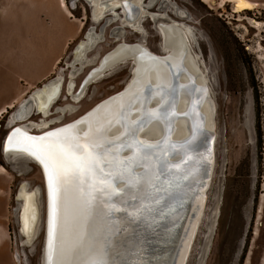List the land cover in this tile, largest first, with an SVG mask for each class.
Segmentation results:
<instances>
[{
	"label": "rangeland",
	"instance_id": "obj_1",
	"mask_svg": "<svg viewBox=\"0 0 264 264\" xmlns=\"http://www.w3.org/2000/svg\"><path fill=\"white\" fill-rule=\"evenodd\" d=\"M75 1L70 0L73 6L67 5L71 17L75 18L74 23L80 28L84 25L82 16H88L87 4L82 0ZM211 1L212 4L201 0H169L167 7L161 6V0H143V16L140 18V14L135 28H131L138 35L129 28L122 34L116 32L117 28H124L129 23L127 20L122 18L113 22L106 28L107 39L95 45L84 58L85 66L66 68V63L73 65L76 62L67 57L60 65L56 79L62 77L64 81L66 77L69 84L73 77V89L77 94L87 72L98 67L103 56L120 42H144L154 53L167 56L168 50L162 42L158 22L152 19L153 14H166L183 29L187 28L190 52L207 78L214 99L217 140L215 170L205 212L186 264H264V60L260 58L264 56V27L258 30L251 26L252 20L264 23V0H252L258 6L244 12H237L233 2ZM75 5L72 12L70 9ZM116 10L106 12V16ZM183 10L188 13L184 14ZM106 16L95 21L93 15L95 24L88 22V28L97 26V31L103 33L105 24L101 22ZM71 17L59 0H0L2 114L16 100H25L34 87L35 90L42 87L39 84L53 74L59 60L66 56L67 39L75 25ZM76 43L71 45L70 51ZM78 67L82 70L74 74V68ZM134 69L132 59L117 64L90 82L80 100L69 95L68 90L63 94L61 91L46 115L39 112L32 118V121L46 120L50 124L36 127L31 132L40 133L80 117L128 86ZM24 87L26 89L20 95ZM1 123L0 152L8 131L4 127L6 123ZM6 158L8 162L0 154V164L6 166L0 165V264H43L46 195L42 172L38 163L24 154ZM24 180L28 190L37 193L39 205L35 235L25 242L17 222V218L21 221L22 201L16 194ZM16 199L19 205L14 211Z\"/></svg>",
	"mask_w": 264,
	"mask_h": 264
},
{
	"label": "bare ground",
	"instance_id": "obj_2",
	"mask_svg": "<svg viewBox=\"0 0 264 264\" xmlns=\"http://www.w3.org/2000/svg\"><path fill=\"white\" fill-rule=\"evenodd\" d=\"M88 1L90 4H94L95 6V9L93 10L95 21H101L106 16V12L123 8V13L127 19L135 24L140 20L144 12V8L142 9L141 6L143 0L130 1L132 6L130 8L131 10H129V6L125 4V0ZM201 1L207 4H212L211 0ZM223 1L225 3L229 1L233 2L237 12L253 10L256 6H258V3L252 0ZM140 14L141 16L138 18ZM152 19L159 24V31L163 39L162 42H164V47L168 50V54H166L167 56L163 57L154 53L143 44L144 42H123L103 56L100 65L91 70V76L85 80L84 85H82V88L77 94H75L73 89L74 83L72 79L73 77H71V81L69 82L67 89L68 94L74 96V99L80 100L90 82L99 78L102 74L106 73L117 64L128 61L129 59L134 61V76L127 88L121 94L102 103L87 117H84L79 122L72 124L71 127L78 129L79 132L83 134L88 130L90 123L97 120L101 116H107L110 118L113 114L119 112L121 108L124 109L123 115L126 120L132 122L138 121L144 115L143 108L145 105L147 109L157 110L158 106L162 103L159 94L153 95L150 102L144 101L143 98H137L135 102H133L132 98L136 95L137 90L142 86V84L145 81L150 82L153 86L167 85L171 83L173 87L177 88V93L175 96L164 97V109H166L168 113L166 119H152L149 121L144 131L140 133V137L141 139L148 140L149 142H159L167 152L173 153V155L169 157V161L171 164H176L178 162H182L184 159V157L180 155L179 145L175 144L172 146L171 141H169V143H164L165 141L163 142L167 126H169V121H173L171 136L175 141L185 140L194 134H196L195 137L198 138L197 140L201 141V119L197 115L196 107L199 106L200 112L204 116L205 127L208 130L213 131L215 128V105L211 96L212 93L208 80L199 67L195 57L190 52L187 36L189 30L187 31V28L183 29L180 23L169 19L166 14H159L157 16L153 14ZM251 22V26L257 28L258 30H261V28L264 27V23L260 21L252 20ZM133 28H135V25ZM98 39L99 38L96 36L94 29L92 28L86 34V40H82L75 49L74 61L79 62L83 59V57H86L87 53L98 43ZM260 48L261 50L263 49L262 46H260ZM260 58L264 60V56L261 55ZM173 73H176V75H173ZM63 82V78L59 77L58 79H54L34 91L32 98L35 100V106L37 107L38 112L44 113L45 115L49 112L61 94ZM156 92L159 93V89H156ZM173 104L175 112H173L172 109ZM49 124V121L43 120L40 123L33 122L31 125L23 124L21 125L22 127H19V129H21L22 134L24 131L30 132L32 127H46ZM123 131L124 129L121 122H116L111 127L109 135L118 136ZM7 146L8 142L5 147ZM181 149L184 150L183 148ZM4 153L6 157L16 154H24L35 160L39 165L41 164L35 157H32L29 152L25 151L20 146H12L8 151L4 150ZM124 155L127 156L129 153L124 152ZM180 168L181 166L177 170V174L183 175ZM137 171H142V169H137ZM165 180H171V177L168 175H162L160 180L155 182V189L148 188V192L151 195L145 203L150 205L152 209L151 213L147 217L141 218L135 222H126L122 226L123 230L113 238L112 246L108 248V259L110 262L115 260L119 261V264H132L133 261H140L142 264H165L166 258L164 253L166 251L167 244L166 232L162 229V225H158V222H162L165 216L166 219L171 221L173 218L177 217V212L169 211L166 212V215L161 214L160 216L157 214V206L159 204H165L164 201L160 203L162 196L169 197L170 200L178 198V195L182 192L184 185V181H182L181 187L176 189L171 185L166 186L164 184ZM171 194H174V196H171ZM132 195H136V193H129V198ZM17 199L22 201V207L19 212L20 222L22 224L21 230L22 233L26 235L27 240H30L35 235L39 220L38 196L36 192L28 190L27 183H23L20 185L17 193ZM176 205L177 202L174 203V206ZM204 206L205 205L202 202L200 192L198 197L192 202L190 213L187 214L186 224L182 229L181 237H179V242L175 250L176 253L173 260H171V264L187 263ZM51 211L52 205L51 200L49 199V217ZM67 232L68 235L66 243L70 245L72 242L71 194L69 214L67 216ZM138 248L140 251H137ZM160 258L162 259V262L158 263ZM54 260L55 257H53V261ZM45 264H50L49 224ZM88 264H91V261H88Z\"/></svg>",
	"mask_w": 264,
	"mask_h": 264
},
{
	"label": "snow or ice",
	"instance_id": "obj_3",
	"mask_svg": "<svg viewBox=\"0 0 264 264\" xmlns=\"http://www.w3.org/2000/svg\"><path fill=\"white\" fill-rule=\"evenodd\" d=\"M176 93L177 88L171 83L153 86L145 81L132 98L133 102L137 98L150 102L153 95L159 94L162 103L157 110L147 109L145 105L141 119L132 122L125 119L121 108L110 118L101 116L90 123L83 134L70 125L41 135L21 134L19 128L12 130L4 150L22 147L43 165L47 175L52 205L50 264H88V261L91 264H119V261H109L108 248L126 222H135L151 213L150 205L145 203L151 195L148 188L155 189V182L162 175L170 176L171 180H165L164 184L176 189L189 178L190 174H177L180 165L169 161L173 153L167 152L159 142L140 138L149 121L166 119L164 97ZM116 122H121L124 131L111 136L110 129ZM201 135L211 137L203 129ZM124 152L129 155L125 156ZM133 192L136 195L129 198L128 194ZM70 194L72 242L69 245L66 238ZM132 264L142 262L133 261Z\"/></svg>",
	"mask_w": 264,
	"mask_h": 264
},
{
	"label": "water",
	"instance_id": "obj_4",
	"mask_svg": "<svg viewBox=\"0 0 264 264\" xmlns=\"http://www.w3.org/2000/svg\"><path fill=\"white\" fill-rule=\"evenodd\" d=\"M125 4L129 6V10L131 6V2H128V0H125ZM92 72V71H91ZM90 72V74H91ZM89 74V76H91ZM89 76L87 78H89ZM132 79V78H131ZM127 86L120 90L119 92L109 96L108 98L100 101L96 105H94L91 109H89L87 112H85L80 117L76 118L75 120L68 122L66 124H62L59 126H56L54 128L45 130L40 133H31V132H25L31 135H41L48 131L59 129L61 127L71 126L74 123L79 122L84 117H87L92 111L96 110L102 103L106 102L110 98L116 97L117 95L121 94ZM212 96V94H211ZM213 98V97H212ZM214 101V99H213ZM35 106V100L32 98V94L29 95L21 104L19 110L17 111L15 115V120L17 121H23L26 120L30 114L33 111V108ZM173 112L174 110V104H173ZM197 109V115L201 119V126H200V133L201 129L206 130L208 133L211 134L210 138H204L202 135V140H197L198 138L195 137L196 134L189 136L185 140L175 141L172 136V130H173V121H169V126H167V131L164 137L163 142L169 143L171 141V145H179V152L180 155L184 157L182 162H178L176 164H179L181 166V173L183 175H189V178L187 180H184L183 190L178 195V198L174 200H170L169 197L162 196L160 203L162 201L165 202V204H159L157 206V214L161 216L166 215V212H177V217L173 218L171 221L166 219V216L163 218L162 222H158V225H162V229L166 232V251L164 253L165 255V264H171V260H173V257L176 253L177 244L179 242V237H181L182 229L186 224L187 214L190 213L192 202L198 197L199 193L201 192L202 202L204 205L207 204L208 200V191L210 190L211 181L213 178V172L215 170V160H216V140H217V133L214 128V130H208L205 127V119L203 114L200 112L199 106L196 107ZM174 116V115H172ZM196 118V117H195ZM22 127L21 125L16 127L19 128ZM197 128V127H196ZM195 128V133H196ZM15 129V128H14ZM12 133V131H11ZM194 133V132H193ZM11 135V134H10ZM141 138V137H140ZM205 140V141H204ZM7 141V140H6ZM200 141V143H199ZM8 142V141H7ZM5 142V146H6ZM203 145V146H202ZM200 146V147H198ZM183 148L184 150H182ZM170 153V152H169ZM41 165V164H40ZM41 168L43 170L44 174V191L46 195V218H45V224H46V235H45V245H44V261L43 264H45V253H46V246H47V239H48V224H49V191H48V181H47V175L44 171V168L41 165ZM42 193V190H41ZM171 196H174V194ZM41 195L40 199L41 200ZM177 202V205L174 206V203ZM42 201H41V209H42ZM205 206L203 207L202 214L200 216V220L198 222L197 231H199V227L204 215ZM165 211V213H164ZM42 220V219H41ZM198 233V232H196ZM196 234L194 237V240L192 242V246L196 240ZM192 250V248H191ZM164 251V249H163ZM190 256V255H189ZM162 262V259L158 261V263Z\"/></svg>",
	"mask_w": 264,
	"mask_h": 264
},
{
	"label": "flooded vegetation",
	"instance_id": "obj_5",
	"mask_svg": "<svg viewBox=\"0 0 264 264\" xmlns=\"http://www.w3.org/2000/svg\"><path fill=\"white\" fill-rule=\"evenodd\" d=\"M77 1H79V0H77ZM77 1H75V2H77ZM81 1V0H80ZM82 1H84L87 5V8H86V10H87V15L88 16H82V19H84V25L82 26V27H80L79 28V24L77 23H74V19L75 18H73V17H71L72 18V22L75 24L74 25V27H73V31H72V33L68 36V39H67V44H68V52H67V54H66V56L64 57V58H62L61 60H59V62H58V64H57V67H56V69H55V71L53 72V74L49 77V78H47L46 80H45V82L44 83H48L50 80H52V79H56L57 77H56V75H57V73H58V71H59V68H60V65L64 62V59H66L67 57L68 58H70V60L72 61L73 60V58H74V51H75V49L77 48V46L79 45V43L82 41V40H86V34L93 28L94 29V33L96 34V36L99 38L98 40H100L97 44H96V46L100 43V42H103V41H105L107 38H106V28L107 27H109L110 25H112V23L113 22H117V21H119V19L121 20L122 18V20H127L129 23H127L125 26H124V28H121V27H119V28H117L118 30L116 31V32H118L119 34H122L123 33V30L125 29V28H129L130 29V31L133 33V34H136L135 33V31H133L131 28L135 25L134 24V22H131V21H129L128 19H127V17L125 16V14L123 13V8H121V9H117L116 11H115V13H109L107 16H106V18L104 19V21H102L101 23H104L105 24V26H104V32L103 33H99L98 31H97V26L96 27H90V28H88V22H90V21H92L93 22V24H95L94 23V20H93V15H92V12H91V9H95V6H94V4H90L87 0H82ZM131 0H128V2H130ZM62 1H60V3H61ZM168 2H169V0H161V6L162 5H165V6H167L168 7ZM67 3H69L70 4V0H67ZM62 5V4H61ZM160 5V4H159ZM158 5V6H159ZM70 6H73V5H71L70 4ZM160 6V7H161ZM62 7H63V9H64V11H66V9L64 8V6L62 5ZM156 8V7H155ZM155 8H153V9H155ZM74 9H76V5H75V7H73V8H71L70 10L73 12V10ZM160 9V8H159ZM175 10H179V9H175ZM118 11V12H117ZM184 11V10H183ZM159 13H163V12H158L157 14H159ZM188 12L187 11H184V14H187ZM74 14V13H73ZM119 15L121 16L120 18H119ZM92 17V18H91ZM88 18V19H87ZM78 19V18H77ZM80 20V19H79ZM111 22V23H110ZM151 22H153V23H155L153 20L151 21ZM195 22V21H194ZM101 23H99V24H101ZM132 23V24H131ZM196 23V22H195ZM156 26H157V24H155ZM80 35H82V39H79V36ZM136 35H138V34H136ZM114 38H116V39H119L118 38V36H113ZM75 42H77L76 43V45L74 46V48H73V50L72 51H70L69 49H70V47H71V45H73ZM121 43V42H120ZM95 46V47H96ZM94 47V48H95ZM93 48V49H94ZM91 51V50H90ZM89 51V52H90ZM70 52V53H69ZM88 52V53H89ZM87 53V54H88ZM84 58L85 57H83V59L81 60V61H79V62H75L73 65L71 64V62H68V63H66V65H67V67L66 68H72L74 65H82V66H80V67H84L85 65H83L84 64V62H83V60H84ZM80 67H78L77 69L76 68H74L75 70H73L74 71V74H76V73H79V71L80 70H82ZM95 68V67H94ZM94 68H92V69H90L88 72H87V74L85 75V77L83 78V80L81 81V84H80V86H79V90H80V88L82 87V85H84V82H85V80L87 79V77L89 76V74H90V72H91V70H93ZM55 77V78H54ZM64 77V76H63ZM75 78V77H74ZM44 83L42 82V83H40L39 85L40 86H43L44 85ZM74 83H75V81H74ZM40 86H36V87H40ZM67 86H68V83L66 82V77H64V85H63V89H62V94H63V92L64 91H67ZM76 86V85H75ZM35 88V87H34ZM33 88V90L30 92V94H28V96L29 95H31L33 92H34V89ZM27 96V97H28ZM22 101H24L23 99H21ZM21 100L19 101V102H17L15 105H12L6 112H5V114L3 115V116H1L0 117V129L2 128V126H3V124L1 123V122H5L4 124H5V129H8V131H7V133L5 134V138L3 139V141H2V148H1V152H0V154H1V156H2V158H3V160L5 161V162H8V160L9 159H7L6 157H5V153H4V149H5V142H6V140H7V137L11 134V131L14 129V128H16V127H18V126H20V125H23V124H26V123H29L30 125L32 124V122H35V121H32V118L34 117V115H38V114H36L37 113V111H36V109H37V107L36 106H34V108H33V111H32V113L30 114V116L26 119V120H23V121H16V120H14L13 122H11V119H13V117H15V115H16V113H17V109H18V106L20 105L21 106ZM20 103V104H19ZM23 103V102H22ZM35 105H36V103H35ZM54 107V106H53ZM52 107V108H53ZM51 108V109H52ZM16 112V113H15ZM2 119H5V120H2ZM35 123H38V122H35ZM31 130L33 131L34 130V128L32 127L31 128ZM0 136H1V133H0ZM36 163V162H35ZM37 164V163H36ZM0 165H3V164H0ZM3 166H5V165H3ZM37 166L40 168V170H41V172H42V176H43V179H44V174H43V170H42V168H41V166L39 165V164H37ZM6 167V166H5ZM8 171H9V169H7ZM0 181H1V177H0ZM26 180H24V181H21V183H20V185L23 183V182H25ZM19 188H20V186H19ZM19 188H18V191H19ZM17 191V192H18ZM17 192H16V194H17ZM16 196V195H15ZM16 202H17V206L14 208V211L16 210V208H18V205H19V201L16 199ZM16 216H17V213H16ZM17 222H18V229H19V233L21 234V227H20V222H19V220H18V218H17ZM45 235H46V224H45ZM22 235V234H21ZM22 237H23V241L25 242L26 240H27V237H26V235H22ZM38 238H36L34 241H33V243L37 240ZM45 242V241H44ZM24 245H28V244H24Z\"/></svg>",
	"mask_w": 264,
	"mask_h": 264
},
{
	"label": "crops",
	"instance_id": "obj_6",
	"mask_svg": "<svg viewBox=\"0 0 264 264\" xmlns=\"http://www.w3.org/2000/svg\"><path fill=\"white\" fill-rule=\"evenodd\" d=\"M59 1H62L61 4H62V5L64 6V8L66 9V12L71 16L70 11H69V6L67 5V0H59ZM62 5H61V6H62ZM80 27H82V25H81ZM25 89H26V87H24V89L20 91V95L23 94V92H24ZM19 101H20V100H16L12 105H15V104H16L17 102H19ZM22 102H23V101H21L20 103L22 104ZM20 103H19V104H20ZM12 105H11V106H12ZM11 106H10V107H11ZM19 108H20V105L18 106L17 111L19 110ZM2 111H3V110H0V117L3 116V115L5 114V113L2 114ZM36 111H37V113H39L37 109H36ZM15 113H16V112H15ZM37 113H36V114H37ZM14 120H15V117H13V119H11V122H13ZM16 121H17V120H16ZM32 123H33V122H32ZM26 125H30V124H29V123H26ZM30 132H31V130H30Z\"/></svg>",
	"mask_w": 264,
	"mask_h": 264
}]
</instances>
